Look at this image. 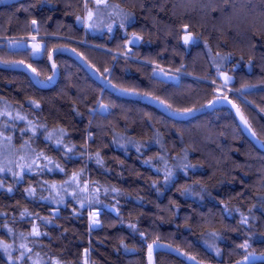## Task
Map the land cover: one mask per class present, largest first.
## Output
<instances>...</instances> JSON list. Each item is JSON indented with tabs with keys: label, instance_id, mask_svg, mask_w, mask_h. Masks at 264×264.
Listing matches in <instances>:
<instances>
[{
	"label": "trees",
	"instance_id": "trees-1",
	"mask_svg": "<svg viewBox=\"0 0 264 264\" xmlns=\"http://www.w3.org/2000/svg\"><path fill=\"white\" fill-rule=\"evenodd\" d=\"M107 3L130 22L91 33L94 0H0V128L36 131L32 170L0 177V264H264V0ZM30 36L37 57L6 41Z\"/></svg>",
	"mask_w": 264,
	"mask_h": 264
},
{
	"label": "rangeland",
	"instance_id": "rangeland-1",
	"mask_svg": "<svg viewBox=\"0 0 264 264\" xmlns=\"http://www.w3.org/2000/svg\"><path fill=\"white\" fill-rule=\"evenodd\" d=\"M94 1L95 4L97 5L96 8H91V9L87 8V10L84 13V16L81 17V19L79 20L80 24L83 27H85V29L88 30L89 32L101 33L103 31L102 29L105 28L107 29L109 28L111 29V31H113L117 29L121 23L127 25L130 22V17L127 12L123 10H119L116 7H113L111 4L107 3V0H94ZM90 12L92 13L91 19H89ZM186 36H190V35L186 34L183 36L184 43ZM191 40L189 41V43L191 42ZM6 41L8 43V46L12 49L24 47L25 44L28 43V46H30L28 48L32 49L35 57H37L40 51L42 50V44L37 41L36 36L19 38L15 40L6 39ZM136 42H137L136 38H133L130 41L131 44ZM37 45L39 46L38 49H37ZM126 48H129L128 44H126ZM156 68L157 70L155 74L165 79L174 80L175 77L172 76V73H174L173 75L176 76H184L182 73L178 71H172V73H170L171 71L166 68L159 66H156ZM219 76L222 79L226 78L223 73H221ZM0 110H3L4 117L6 118V120H8L7 126L10 125L13 128V125L11 123L14 121V119L10 107L7 105H1ZM100 110L102 111L104 109L100 108ZM5 127L6 126L0 128V165L4 166L6 169H11V171L0 173V177L6 176V177L14 178L13 172L19 173L21 175L25 172H30L26 168L22 169L21 166L22 165L26 166L30 164L32 165V162L34 161L33 160L34 155H32V151L29 148H28L29 151L26 150L27 148V146H25L26 144L22 145L21 143L28 142L31 148V145H33L34 142L32 138L36 136V131H31V130L28 131L27 136L21 137L22 142L16 143L13 140V137H11V135H8L7 129ZM4 132H6L7 135ZM6 137H11V140L9 141L5 139ZM38 165H40L39 161H38ZM0 183H2V178H0ZM69 184L70 185L68 187L70 188V190L73 189V186H78L81 190L86 188L79 186L76 178H71ZM92 225L95 226L96 224H92Z\"/></svg>",
	"mask_w": 264,
	"mask_h": 264
},
{
	"label": "water",
	"instance_id": "water-1",
	"mask_svg": "<svg viewBox=\"0 0 264 264\" xmlns=\"http://www.w3.org/2000/svg\"><path fill=\"white\" fill-rule=\"evenodd\" d=\"M182 32L183 33H187L188 32V29L185 27L182 29ZM30 47V46H28ZM64 54L70 56L71 58H73L74 60H76L77 62H79L87 72H89L90 74L93 75V73H91V69L90 67L84 62L82 61V59L74 52L72 51H69V50H63L62 51ZM56 75V71H55V74H54V77ZM118 94V92L116 93ZM141 101L145 104H148V105H151L155 108H157L158 110H160L164 115L168 116V117H171V118H176L178 117L179 114H176V113H173L171 112L169 109H167L164 105H162L161 103L153 100V99H150L148 97H143L141 99ZM221 104V101L220 100H214L210 105L207 106V110H211L213 107H216L217 105ZM235 118H236V121L239 125V127L241 128L242 132L252 141L254 142L257 146H260L258 140L256 139V137L253 135L250 127L248 126L245 118L242 116V114L240 113V111L234 107V106H230ZM51 213L53 215H57L58 214V210H52ZM95 218H96V215H95ZM156 247L157 245L153 244L151 245V247L148 249L147 251V264H155L154 263V252L156 250ZM85 254V253H84ZM254 260V257L253 256H249V260L248 261H245V259H242L240 261H237L235 263H232V264H251ZM84 264H86V262L84 261Z\"/></svg>",
	"mask_w": 264,
	"mask_h": 264
},
{
	"label": "snow or ice",
	"instance_id": "snow-or-ice-1",
	"mask_svg": "<svg viewBox=\"0 0 264 264\" xmlns=\"http://www.w3.org/2000/svg\"><path fill=\"white\" fill-rule=\"evenodd\" d=\"M91 16H92V13L90 12V13H89V19H91ZM78 19H79V18H78ZM32 23L35 24L36 21L33 20ZM191 39H192L191 36H186V37H185V43H186V44L189 43V41H190ZM133 42H135V41H133ZM38 48H39V46L37 45V49H38ZM50 58H51V57H50ZM49 79H51V78H49ZM225 79L227 80L228 78L226 77ZM188 111H191V110H188ZM18 119H23V117H18ZM47 138H48V139H51V138H52V134L49 133V135H48ZM5 139H7V140L10 141V140H11V137H6ZM59 143H60V141L58 140V141H57V144H59ZM40 155H43V154L41 153ZM33 163H35V161H33ZM49 163H51V161H49ZM46 166H47V165H45V167H46ZM21 168H22V169L26 168L28 171H31V170H32V165H31V164H30V165H26V166H25V165H22ZM6 171H11V169H6L4 166L0 165V173H4V172H6ZM13 177H14V178H17V179H19V180H22V179H23V175H21V174H19V173H15V172H13ZM2 187H3V185H2V183H0V188H2ZM8 191L11 192L12 189L9 188ZM28 191H29V194L31 195V194H33V191H34V190L29 189ZM95 215H96V214L93 213V216H95ZM96 223H98V221H96L95 219H93V220H92V224H96ZM21 235H23V234H21ZM32 235H33V236H36V237H39L40 235H42V233L38 230V228H37L36 226H33ZM0 244H2V242H0ZM2 247H3V251H4L5 253H7V252H8V249H9L11 246L8 245V244H2ZM20 247L23 248V249H25V250L28 251V252L31 251V249H28L27 246L24 245V244H21ZM241 247H242V248H247V247H248V244L245 243V244L241 245ZM251 255H254V254H249V256H251ZM24 256H25V252H21V259L24 258ZM249 256H245V258H244L245 261H248V260H249ZM9 259L11 260V257H9ZM238 264H239V262H238Z\"/></svg>",
	"mask_w": 264,
	"mask_h": 264
}]
</instances>
